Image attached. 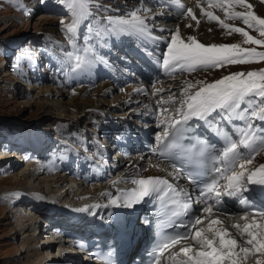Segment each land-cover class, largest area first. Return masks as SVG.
I'll use <instances>...</instances> for the list:
<instances>
[{"label":"rangeland","instance_id":"374dc122","mask_svg":"<svg viewBox=\"0 0 264 264\" xmlns=\"http://www.w3.org/2000/svg\"><path fill=\"white\" fill-rule=\"evenodd\" d=\"M68 1L65 0L62 4L58 0H0V264H62L57 260L43 259L42 255L44 254L42 253H46L44 248L42 251H38L40 247L44 246L46 249L47 245L50 244L51 248H48V252L54 250L51 254L55 255L58 249L63 246L60 242L43 244L44 239L52 241L53 237L45 230L37 233L35 226H33V220L29 221L28 216L41 217V212L35 210L38 208L36 202L17 203L13 197L1 196V194L13 190L30 191L36 194L47 190L61 191L65 185L59 179L60 174L66 177L76 174L82 176L85 171L82 173V170L77 171L75 164H71L67 169H54V162L48 164L52 157L51 154L60 149H64V151L68 149V153L71 155L74 148L79 153H83L84 156H90L91 153L95 152L94 145L97 141L103 140L102 132L99 129L107 124L101 117L87 114V111L82 109H67L66 106L62 105L71 98L70 96H60V94H67L65 84L69 78L66 72L69 65L74 61L73 58L78 54L76 50H79L73 48V38H76L79 45L89 48L95 55L98 53L104 55V51L107 50L103 49V45L107 44H104L106 40L102 31L108 27L105 18L109 16L106 14V10L111 8L127 10L135 22L138 24L144 22V25H150L155 30H159L158 28H161L160 26L163 24L175 21L166 22L165 19L153 15L155 13L154 8H151L153 9L151 11L149 5L143 4L142 0H86L90 4L86 15L80 13L76 8L75 11L70 8L67 5ZM201 1L208 8H217L218 6L221 16L219 19H214L204 13L202 14L203 17L197 21L185 18L187 19L184 20L186 29L184 27L183 29L185 30L184 37L188 42L195 38L199 43L210 41L216 45L238 44L242 48H255L257 51H264V45L249 43L242 33H237L234 30L236 27H241L255 39H264V35H261L257 25H245L243 19L235 15L237 12L252 11V9H246L244 6L235 3L234 0L231 3L229 0ZM258 2L262 4L263 10L260 15L264 18V0H258ZM151 13L153 16H150ZM62 21L63 23H61ZM69 24H75V27H78L75 35H71L67 30ZM224 25L229 27L226 28ZM175 32H177V27L172 26L168 32L165 30L162 35L167 34V38H170ZM108 51L111 52L110 49ZM41 57L46 60L49 59V62L55 65L50 67L49 62H43L40 65L37 79L32 80L31 83L22 82V76L26 79L35 77L28 74L25 63L29 64L30 58ZM246 59H249L250 62L226 64L219 68L210 66H195L192 70L186 68V71L176 73L177 75L172 80L165 78L166 80L162 82L154 81L149 84L148 87L153 90L161 89V93L155 97L161 101V104L166 103L161 107L163 110L160 117L166 118L176 111L177 107H181L179 101L184 98L182 92L189 89V85L193 86L189 92L194 93L199 90L202 84L212 83L226 75L264 69V60L259 57ZM68 74L72 75L73 73L70 71ZM71 78H73V84L70 88L72 91L86 88L92 96H96L100 92V86L105 84L104 80H96L88 73L80 76L75 75ZM90 79L93 82L87 83V80ZM156 93H158L157 90ZM72 95L77 94L73 93ZM124 99V96L109 92L104 94L95 105L114 107L118 104L117 107L122 108L124 107ZM260 105L264 106L262 103ZM260 105L258 108H261ZM165 109H167L166 112ZM111 113L115 114L114 111ZM158 121L159 123L164 122ZM35 125L46 130V133L53 140L50 141V144L53 142L54 145L51 146L50 151L47 150L48 152L42 156L40 154L42 158L40 156L33 157L29 162V160L25 161L23 155L14 156L15 153L11 151L12 148L8 147H12L11 142L15 139L16 133H21L25 128ZM35 162L41 164L38 177L21 174L27 165ZM84 184L88 186L91 182L88 181ZM91 190L93 191V189L88 188V191ZM95 191L90 193L94 195ZM92 195L90 196L86 192L78 198L66 195L67 198L64 202L83 201L84 199L88 201L93 199ZM209 224L204 222L200 229H204ZM223 227L228 228V224ZM205 236L212 238L210 234ZM183 246L177 249L180 250ZM199 248L200 246L197 247V250ZM177 249L171 251L168 257L174 256ZM263 253L255 252L244 256L239 253L237 259L239 264H246L250 261L258 264L254 258H250V255ZM225 262L229 264L227 260ZM259 263L264 264V259H261Z\"/></svg>","mask_w":264,"mask_h":264},{"label":"bare ground","instance_id":"6f19581e","mask_svg":"<svg viewBox=\"0 0 264 264\" xmlns=\"http://www.w3.org/2000/svg\"><path fill=\"white\" fill-rule=\"evenodd\" d=\"M72 2H73V0H69L67 2V5L71 4ZM142 3L145 4L146 6H148V5L153 6L155 4L156 6L153 7L155 9V13L153 15H157L161 18L164 17L162 19H165L166 22L175 20L174 22H169L168 24L161 25L160 26L161 28H158V29L159 30L163 29L164 32H165V30H166V32H168L172 28V26H175V27H177V31H178L180 39H182L183 41H185L187 43H190V42H188L184 37L185 36V32H184L185 30L184 29H186L184 27V20H187L185 18H191V19H194L197 21L198 19L203 17L202 14L209 13V12L212 13V17H214V16L220 17L221 16V15H219L220 11L218 9V6H217V8L216 7L208 8L201 0H142ZM168 3H176V4H178V7H181L182 5H184V6H186L187 9L191 8L192 13L191 14L186 13L183 15H178V14H174L172 12H166V10H164V8H165V5ZM246 3L252 5L251 9L255 15L263 18L260 15V12L263 10V7H262V4L258 2V0H246ZM75 4H76V9H78L80 13H83L84 15H86V13L88 12V10L90 8V4L87 3L86 0H75ZM160 4H162L163 7H160ZM210 4H213V3H210ZM257 8H259V9H257ZM239 10H240V8H239ZM106 14L109 17L122 18L124 20L131 21L132 23H134L138 26L140 25L137 22H135L133 18H131L129 16V12L127 10H123V9H119V8H116V9L111 8V9L106 10ZM153 15L151 13L150 16H153ZM193 16L195 18H193ZM145 24H147V23H145ZM183 27H184V29H183ZM77 28L75 27V30L73 32H70L71 35H75L77 33V31H78ZM113 28H114L113 25L108 24V27H105L103 29V34L106 35L107 41H109V42L117 41L118 42L122 38L126 39L125 43H127L129 50H131V51L135 52L137 55H139V63H133V64H131V66H129V67H131L130 72L133 71L132 74H130L126 71H123V72L118 73L117 74L118 76H115V74L111 70H109L110 68L106 64L102 63L100 60H98L95 57L96 58L95 63L90 68L82 69V70H79L77 72H73V71H71V72L73 73L72 75H76V74H82V73H84L85 70H87V71H90L94 76H97V77L105 76L106 82L104 85L100 86V92H98L96 96H92V95H90L88 89H86V88H83L82 90H79V91H75V90L72 91L70 88H71V85L73 84V82L71 79H68V81H66V84H65L67 94L66 95L60 94V96H63V97L64 96H66V97L70 96L71 97V98H69V100H67L68 102L66 104H62L64 106H66L67 109H76V110L82 109V110H86L87 114L98 115V117H103V119L109 125L110 131L115 132V130L120 131L125 126H130V125L134 126L135 123L133 122L134 120L132 118L136 115L138 116V113H145V114H143V116H142V114H140L138 116V118H135L136 120L139 119L141 116L142 117H149V118L153 119V117L155 116L154 112H156V110L158 111L157 102H158V105L160 104V102L154 100L152 95L158 96L161 93V89L160 88L156 89L158 91V93H156V90H153L152 93H150V91L147 90L148 83L153 82V80H155L156 82H161V81L165 80V78H167V80H172L174 78L172 76L173 74H175L178 70H183L184 67H188V66L184 65L183 67H181L179 65H172V66L167 67V68L163 66L162 61H163L164 54L166 53L167 47L169 45L170 38H167V35H162V33L156 32L155 28L151 27L150 25H144L143 31L139 32V33H133L131 31H125V32L120 33L119 35L115 34V32L113 31ZM158 33H160L161 35H159ZM128 38H131L133 40V42H131ZM157 38H160V39H157ZM142 39H145V40H142ZM202 44L208 46V45H212V42L209 41V42L202 43ZM72 45H73V48L79 49V50H76V52L78 53L77 56L81 57V61H80L81 63H83V62L89 60L90 58L94 57L93 54L88 50V48H86L84 45L78 44V42L76 41V38H73ZM152 50H158V54L153 55L151 53ZM47 60H49V59H47ZM56 60H58V59L56 58ZM37 62H38L37 60L31 59V58L29 59V63L31 65V67L33 66V64L36 65ZM51 66H53V65L51 64ZM128 82L129 83H137L138 86H135V85L126 86V83H128ZM109 92H115V93L119 94V96H124L125 97L124 102H123L124 107L119 108V107H117L118 104H116L114 107H111L110 105H105V107H100V106L95 105L98 101H100V99L102 98V96L104 94H107ZM73 93H76L77 95L74 96V95H72ZM249 97H250V95L245 97V100H244V102L241 103V106L239 109H235L230 113H220L218 120H223V119L228 120L229 118L232 119V122L228 121L227 123H231L230 124L231 128L233 130H235V128L237 126H240L238 124L240 119L241 120L244 119V121H245V118H244V116L240 110L243 106H251V104L248 103L249 101L246 99ZM129 103H131V105H129ZM125 105H126V107H125ZM254 105H256L255 102L252 103V106H254ZM132 106H135V107H132ZM112 111H114L115 114H112L111 113ZM146 112H147V114H146ZM173 117L177 118L179 116L175 115ZM256 123H257V125L260 124V126L264 125V124H262V122L260 123V120L259 121L257 120ZM157 125L164 126L163 123H158ZM151 126H153V125L151 124ZM154 126H155V124H154ZM251 128L255 129L257 127H254L252 125ZM48 145H50V141H48L46 143V145L44 146V148L40 150L39 154L42 153V151L45 148H48L47 147ZM96 150L99 151L98 147ZM11 151L13 153H15L14 156H16V155H21L20 153L25 151V149L22 148V149L18 150L15 148V149H12ZM73 153H74V151H73ZM246 153L249 154L250 151H247ZM57 155H60L59 152L57 154H55L53 158H56ZM36 157H38V156H36ZM69 158H70V155H60L59 159L67 161ZM257 158H258V163H259L257 166V168H258L261 164H264V152L262 154H260L259 157H257ZM31 159H33V158L30 156L26 157V161L29 160V162H30ZM74 159L78 160V162H77L78 169L82 168L83 167L82 162L85 159L84 155L82 153H76L75 157L72 160H74ZM18 161H19V159H18ZM64 166L66 167L65 163H62V164L57 163L55 168H60V167H64ZM162 166L163 165L161 163H158L156 160L151 159V158H144L143 156H140V155H130L128 157H122V158L118 159L117 163H115V167L113 168V170H110V171L107 170L106 171V173L110 172L111 174H110V176H107L106 179L104 178L105 180H103V178L99 179L97 177H94V179L86 178L85 180H83L80 177H79L80 179L74 178L78 182V183H76V187H74L72 185L75 183V181H74V183L69 184V186L71 185V188L70 189L68 188V191H65V192H68L69 194L72 195L73 194V193H71L72 190L77 189V191H78V190L82 189L83 192L82 191L81 192L83 195L86 192V194L91 196L92 194L90 192H93L96 190L95 194L92 195L93 199H94L98 196H102L104 193L113 192L117 189H120L121 185L134 183L135 179L138 177L152 175V174H159L161 172V170H163ZM40 169H41V164L39 165V164H37V162H35L34 164L27 165L26 168L23 171H21V174L23 173L25 176L26 175H29V176L32 175L33 177H35V176L38 177ZM85 173H87V172H85ZM112 174L114 176H112ZM72 175H74V174H72ZM63 176L64 175L60 174L59 179L60 180L63 179L62 182H64V183H62V182L61 183L63 185H66L67 181L64 180ZM109 178H110V180H109ZM90 180L94 181V183L91 182ZM87 181H90L91 184L88 186H84V182H87ZM82 183H83V186H82ZM85 185H87V184H85ZM88 188L93 189V191L92 190L88 191ZM16 191H18V190L8 191L7 196H11L14 199L18 198L19 194ZM20 191H23V190H20ZM68 193H65V195H68ZM56 194L57 193H51L48 196V198H51V199L55 198ZM35 199L38 200V198H35ZM85 200L86 199H84L83 201H85ZM17 203H18V201H17ZM25 203L26 202H24L22 204H25ZM203 216L205 218H207L205 223L206 222L211 223L212 221H215V220H219L221 222L219 224L214 225L213 226L214 229L227 231L229 233V236L226 238L236 239L237 243H238V247H237L238 253H242V252H239V246H246L244 244V242L248 239L247 235L242 232L244 225L250 224L253 221H255L256 223H264V217H258V218L247 217L245 220H241L240 219L241 217H239L237 215L236 216L234 215L233 217H226V216H223L222 214H218V213H212V214L203 213ZM28 217H29V221L34 219L31 216H28ZM225 224H228V228L223 227ZM237 224L240 225V229L236 228ZM220 225H222V226H220ZM208 227L209 226L205 227L204 229H200V230H205V231H203L202 235L205 236L206 234H210L213 236L212 232L207 231ZM194 234L192 235L190 241L196 243V241L194 239ZM49 242H50V240L44 239L43 244L45 245V243H49ZM56 242L57 241L55 240L52 242V244H54ZM43 248H44V251H46V253L45 252L42 253V254H44V255H42L43 259L54 260L55 255L51 254L54 250L51 252H48V248H51V245L50 244L47 245L46 249L44 246H42L38 249V251L39 250L42 251ZM58 250L60 252L62 250V248H59ZM71 252H75L74 248L70 249V251L66 250L67 254H71ZM249 254H251V253H249ZM242 255L244 256L245 254L242 253ZM72 256H74V254ZM251 257H252V259L254 258V261L256 263L258 262V264H260L259 261H261V259H264V253L261 255H250V258ZM246 264H255V263L253 261L252 262L250 261Z\"/></svg>","mask_w":264,"mask_h":264},{"label":"snow or ice","instance_id":"6c2138e0","mask_svg":"<svg viewBox=\"0 0 264 264\" xmlns=\"http://www.w3.org/2000/svg\"><path fill=\"white\" fill-rule=\"evenodd\" d=\"M59 3L64 4L65 0H58ZM233 0H229V3ZM235 3L244 6L246 9H251L252 5L247 4L246 0H234ZM69 7L75 11V0ZM187 13L191 14L192 9L188 8ZM135 14L133 13V16ZM209 17H212V13H207ZM237 17L242 18L245 25H257L261 35H264V18L255 15L252 11L237 12ZM193 18H195L193 16ZM219 19V17H213ZM106 22L113 25V31L116 35H119L125 31H131L133 33H139L143 31V22L140 25H136L131 21L124 20L122 18L106 17ZM63 23V21L61 22ZM224 27H229L224 25ZM67 30L73 32L75 30V24L67 25ZM237 33H242L249 43L255 45H264V39H255L244 28L236 27L234 29ZM251 57H259L264 60V51H257L255 48H242L238 44L230 45H204L192 39L190 43H187L180 39L178 31L170 37V42L167 47L166 53L163 57V66L170 67L172 65H179L183 67L187 65L189 70H192L195 66L201 67H222L226 64H243L250 62ZM95 57L81 63V57H76V63L72 68L73 72H77L82 69H87L93 66L95 63ZM193 87L189 85V89ZM189 89H185L182 92L184 97L179 102L181 107L176 109V115L180 117L176 120L174 117H168V120L164 121V128L162 133L157 136V139L167 137L169 135V127L173 128L174 132L180 131L175 128L176 124H184L191 119L206 120L212 113H230L235 109H239L241 103L244 102L245 97L252 95L260 103L264 104V69L259 71L235 72L224 76L212 83H204L199 87V90L194 93L189 92ZM249 104L252 101L248 102ZM248 109L245 108V111ZM167 109H165V112ZM252 116H257L256 112L251 113ZM259 119L264 121V113L259 114ZM172 121V123H169ZM160 126V125H158ZM252 125L249 124L248 128L251 129ZM245 147H248L246 139L240 141ZM238 145L235 142H229L228 146L223 149L222 156L229 163H236L240 157L238 152ZM251 163V159L247 160ZM243 169L244 165H240ZM217 173L220 172L219 168H216ZM245 173L242 171L239 174H233L229 178L228 187L233 191L244 192L247 191V187L240 188L239 183ZM191 179V178H190ZM236 181V184L232 182ZM139 185L138 188H133L130 192L124 194L122 202L127 206L141 201L144 197L156 193L159 195L164 191V187L171 189V184L167 180L159 177H147L141 178L135 181ZM250 183L264 185V164H261L255 171H252L247 176V184ZM164 186V187H162ZM211 187V186H209ZM119 198L113 199L111 205H118ZM93 207L99 208V205ZM107 207V206H106ZM78 211H87V209H79ZM211 211L210 206H204L201 209V213H208ZM264 215V212L261 213ZM201 222V216L197 215L191 220L190 223L179 225L185 229V235L190 234V229ZM221 223L219 220L212 221L209 224L207 231L212 232V238L202 235L205 230H197L194 234V239L199 244L200 250L194 251L192 248H184L182 252L185 254L186 259L181 260L179 264H225L227 260L229 264H239L237 259L239 253L237 252L238 243L234 238H226L229 236L227 231L215 230L214 225ZM237 229H240V225H236ZM242 232L245 233L248 239L244 242L246 246H239V252L248 255L249 253L264 252V223H256L253 221L250 224H245ZM178 239V238H176ZM176 239H172L170 243H176ZM169 243L163 244V248H167ZM189 253H193L189 255Z\"/></svg>","mask_w":264,"mask_h":264}]
</instances>
